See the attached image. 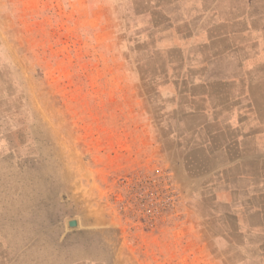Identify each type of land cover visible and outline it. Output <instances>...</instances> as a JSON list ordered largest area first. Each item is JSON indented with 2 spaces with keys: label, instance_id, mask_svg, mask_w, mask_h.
<instances>
[{
  "label": "rangeland",
  "instance_id": "rangeland-1",
  "mask_svg": "<svg viewBox=\"0 0 264 264\" xmlns=\"http://www.w3.org/2000/svg\"><path fill=\"white\" fill-rule=\"evenodd\" d=\"M194 9L264 106V0H0V264H219L150 125L181 58L153 29Z\"/></svg>",
  "mask_w": 264,
  "mask_h": 264
},
{
  "label": "crops",
  "instance_id": "crops-1",
  "mask_svg": "<svg viewBox=\"0 0 264 264\" xmlns=\"http://www.w3.org/2000/svg\"><path fill=\"white\" fill-rule=\"evenodd\" d=\"M204 15L163 16L153 29L157 41L173 37L170 47L181 55L171 92L159 99L164 109L153 113V149L164 143L169 165L192 184L187 198L200 212L202 238L189 231L187 260H211L208 247L219 264H264V106L255 95L233 92L241 81L219 65L231 55L219 44L225 19L216 9L209 22Z\"/></svg>",
  "mask_w": 264,
  "mask_h": 264
},
{
  "label": "water",
  "instance_id": "water-1",
  "mask_svg": "<svg viewBox=\"0 0 264 264\" xmlns=\"http://www.w3.org/2000/svg\"><path fill=\"white\" fill-rule=\"evenodd\" d=\"M69 226H70L71 228H75V227L78 226V222H77V221H70V222H69Z\"/></svg>",
  "mask_w": 264,
  "mask_h": 264
}]
</instances>
